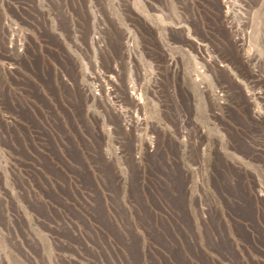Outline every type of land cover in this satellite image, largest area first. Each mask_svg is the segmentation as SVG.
Returning <instances> with one entry per match:
<instances>
[{
  "label": "rangeland",
  "instance_id": "374dc122",
  "mask_svg": "<svg viewBox=\"0 0 264 264\" xmlns=\"http://www.w3.org/2000/svg\"><path fill=\"white\" fill-rule=\"evenodd\" d=\"M239 27L264 0H0V264H264Z\"/></svg>",
  "mask_w": 264,
  "mask_h": 264
},
{
  "label": "bare ground",
  "instance_id": "6f19581e",
  "mask_svg": "<svg viewBox=\"0 0 264 264\" xmlns=\"http://www.w3.org/2000/svg\"><path fill=\"white\" fill-rule=\"evenodd\" d=\"M236 31L239 34V40L238 41H231L230 37L227 35V42L229 44H231V46H233V48L235 49V53L232 57L229 55V51L227 50V48H217L215 47V51L218 53L217 56L220 58V60L228 65L236 63L240 60L241 58V51L242 50H246V52L248 53V55L250 56L249 61L252 62L253 60H257L259 59L258 56L254 55V52L252 51V47L250 49H248L247 45L249 44L251 46V44L253 45V41H256L258 43H260L262 46H264V39H262V37L257 36L256 34H246L245 32H243V28L239 27L236 29ZM236 32V33H237ZM234 53V52H233ZM264 87V84L263 86ZM252 88L254 89V87L252 86Z\"/></svg>",
  "mask_w": 264,
  "mask_h": 264
}]
</instances>
